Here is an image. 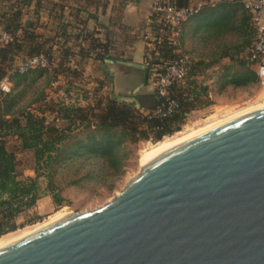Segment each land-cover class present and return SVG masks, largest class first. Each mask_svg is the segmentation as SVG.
<instances>
[{"label": "water", "instance_id": "1", "mask_svg": "<svg viewBox=\"0 0 264 264\" xmlns=\"http://www.w3.org/2000/svg\"><path fill=\"white\" fill-rule=\"evenodd\" d=\"M0 264H264V105L147 160L102 206L1 247Z\"/></svg>", "mask_w": 264, "mask_h": 264}, {"label": "rangeland", "instance_id": "2", "mask_svg": "<svg viewBox=\"0 0 264 264\" xmlns=\"http://www.w3.org/2000/svg\"><path fill=\"white\" fill-rule=\"evenodd\" d=\"M199 25L194 20L185 24L183 49L193 62H203L196 85L199 90L206 88L207 96L202 94L200 100L195 101L172 134L155 140L152 134L148 133L145 138L122 144L120 150L124 155L121 169L123 173L119 176L115 175L101 158L83 151H73L79 143H86L90 135L97 134L94 125L86 128L92 114L97 113L96 110L93 111L97 105L102 106L111 97L131 95L140 83L143 88L135 95L153 94L148 72L146 76L142 72L124 71L115 66L110 68L114 69L110 73L109 67L103 66L101 62H76L71 57L72 60L63 66V69H70L63 71L64 75H54V72H51L49 77L42 76L33 83H24L16 89L22 91L18 106L23 107L25 113L30 112L37 119H43L46 129L55 131L54 137L65 136V140L60 144V156L52 163L50 169L40 171L51 174L53 186L64 199V203L56 206L51 197L47 208L36 203L14 220L13 227L7 233L0 235V244L17 240L54 218L102 206L121 191L130 178L138 174L143 157L162 142L180 140L264 105V81L244 87L225 85V76L237 69L231 67L228 59L219 58V49L222 45L229 46L236 38L232 34L223 37L209 36L203 32L204 29L200 30ZM54 37H58V34ZM58 49V46L53 48L55 52L51 58L52 65L48 63L51 70L57 69V64L63 59ZM45 59L48 62L46 57ZM19 63L20 61L16 65ZM8 83L11 90L13 85ZM37 98L39 100L35 101ZM63 108H81L80 118L84 117V121H75L72 124L69 119L64 118ZM20 119L23 122V118ZM47 136H50L49 133ZM4 143L7 151L14 156L16 174L21 178L34 177V151L23 149L17 136H6ZM47 183L46 175L38 179L41 196H50Z\"/></svg>", "mask_w": 264, "mask_h": 264}, {"label": "trees", "instance_id": "3", "mask_svg": "<svg viewBox=\"0 0 264 264\" xmlns=\"http://www.w3.org/2000/svg\"><path fill=\"white\" fill-rule=\"evenodd\" d=\"M29 0H0V31L10 34L12 40L6 45H0V83L7 79L13 87L8 93L0 91V235L7 233L12 227L14 220L24 211L35 206L41 194L38 179L44 175L48 177L47 188L50 197L56 206H61L64 199L56 192L50 173L52 163L60 156V144L65 140L64 135L54 137V130H47L43 119H37L30 112L25 113L23 107H19L21 89L16 91L24 83H33L42 76L49 77L51 72L56 75H64L63 69L67 58L73 54L71 47L58 44H49L48 40L39 41L41 36L30 28L31 25L22 27L21 8ZM178 7H188L190 0H167ZM194 20L199 23V28L212 37L233 35L236 40L229 46L222 45L219 49V58L228 59L235 72L225 76V85L244 87L255 85L260 79L253 69L252 63L247 60V50L256 40V31L251 22V14L243 8L241 1L222 2L215 7H203L197 14L191 16L188 21ZM187 21V22H188ZM186 22V23H187ZM185 23V24H186ZM184 24V27H185ZM183 33L180 39V50L183 49ZM199 30V31H200ZM54 46H58L62 61L57 64V69L48 70L43 68L31 69L24 73L17 71V66L24 60L43 56L52 65ZM90 48L86 53L80 52V56L87 58ZM173 50V49H172ZM171 50V51H172ZM170 50L166 53H170ZM20 61L18 65L16 63ZM102 64H106L102 61ZM203 62L190 60L188 79L185 89H176V97L180 103L177 113L168 118L146 117L141 110H152L161 101L153 94L129 95L123 97H111L101 106L93 108L97 113L92 114L86 128L94 125L95 135H90L86 143H79L74 153L83 151L87 154L101 158L112 172L119 176L123 172L121 145L126 141L135 142L138 138H145L151 133L155 140H160L165 135L172 134L181 124L185 115L191 110L195 101L200 100L202 94L206 95V88L199 90L196 78ZM264 65V63H263ZM207 68L208 65L206 64ZM62 68V70H60ZM129 71L142 72L140 70L126 68ZM74 72V71H73ZM146 72V71H145ZM187 93L186 97L183 94ZM207 96V95H206ZM119 98H134L139 103V108L134 102H128ZM39 98L35 99L38 101ZM64 118L74 124L75 121H84L80 118L82 109L63 108ZM20 117L23 118V122ZM49 133L50 136H47ZM17 136L23 149L34 151L35 168L34 177H19L15 172V161L12 153L8 152L4 138ZM113 174V175H114Z\"/></svg>", "mask_w": 264, "mask_h": 264}, {"label": "crops", "instance_id": "4", "mask_svg": "<svg viewBox=\"0 0 264 264\" xmlns=\"http://www.w3.org/2000/svg\"><path fill=\"white\" fill-rule=\"evenodd\" d=\"M157 1L160 0H29L21 8L20 22L22 27L31 25L41 36L39 41L71 47L73 54L67 58V63L71 57L76 62L103 61L110 73L114 70L110 68L115 66L126 71V68H135L119 62L144 65V44L138 31L144 27L151 5ZM235 1L241 0H190L189 6L200 11L203 7ZM89 48L87 58L79 55ZM140 71L147 76L146 69ZM50 202V196L42 195L36 203L47 208Z\"/></svg>", "mask_w": 264, "mask_h": 264}, {"label": "built area", "instance_id": "5", "mask_svg": "<svg viewBox=\"0 0 264 264\" xmlns=\"http://www.w3.org/2000/svg\"><path fill=\"white\" fill-rule=\"evenodd\" d=\"M243 8L251 14V22L256 31V40L247 50V60L255 67L260 79L264 81V0H241ZM195 7H178L171 1L160 0L150 7V17L138 33L144 44V66L149 73V84L153 93L161 101L152 110L141 114L146 117L168 118L177 113L180 103L176 97V89H185L188 79L191 57L183 53L180 39L184 24L194 14ZM12 40L10 34L0 32V45H6ZM173 49V50H172ZM172 50L170 53L166 51ZM43 68L51 70L43 56L32 57L22 61L17 66L19 73L31 69ZM10 90L7 79L0 83V91ZM187 93L183 94L186 97Z\"/></svg>", "mask_w": 264, "mask_h": 264}, {"label": "bare ground", "instance_id": "6", "mask_svg": "<svg viewBox=\"0 0 264 264\" xmlns=\"http://www.w3.org/2000/svg\"><path fill=\"white\" fill-rule=\"evenodd\" d=\"M252 110V109H251ZM248 111V110H247ZM246 111V112H247ZM243 113H245V112H243ZM235 117V116H234ZM223 122V121H222ZM207 129H208V127H207ZM205 130H206V128H205ZM203 131H204V129H203ZM200 132H202V130H200V131H197V132H195V133H192L191 135H189V136H186V137H184V138H182V139H180V140H177V141H174V142H171L170 143V141H169V143H161L160 145H158L157 147H155L150 153H148V155H146V156H144L143 157V159H142V164L144 163V162H146L147 160H149V159H151V158H153L154 156H156L157 154H159V153H161L162 151H164V150H166V149H168V148H170V147H172V146H174V145H176V144H178V143H180V142H182V141H184V140H186V139H188V138H190V137H192V136H194V135H196V134H198V133H200ZM165 142V141H164ZM60 216V215H59ZM68 216V215H67ZM66 217V216H65ZM64 217L63 216H60V217H58V218H54L52 221H48V223H44L43 225H41L39 228H37V230H39V229H41V228H43V227H46V226H48V225H50V224H52V223H54V222H56V221H59V220H61V219H63ZM37 230H34V231H37ZM34 231H32V232H34ZM32 232H30V233H32ZM30 233H28V234H30ZM28 234H25V235H23V236H20L19 237V239L20 238H22V237H24V236H27ZM17 240H18V238H17ZM14 241H16V239L15 240H13V241H11V242H14ZM11 242H4V243H2V244H0V248L1 247H3V246H5V245H7V244H9V243H11Z\"/></svg>", "mask_w": 264, "mask_h": 264}]
</instances>
